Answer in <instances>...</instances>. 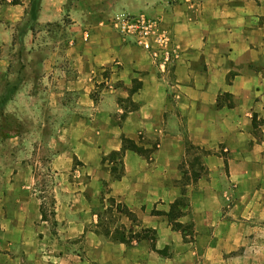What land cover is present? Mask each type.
Listing matches in <instances>:
<instances>
[{
	"label": "crops",
	"instance_id": "1",
	"mask_svg": "<svg viewBox=\"0 0 264 264\" xmlns=\"http://www.w3.org/2000/svg\"><path fill=\"white\" fill-rule=\"evenodd\" d=\"M128 14L162 19L173 65L113 29ZM3 101L0 264H264V0H0ZM124 139L147 155L113 180ZM110 199L137 218L112 232L156 240L103 235Z\"/></svg>",
	"mask_w": 264,
	"mask_h": 264
},
{
	"label": "built area",
	"instance_id": "2",
	"mask_svg": "<svg viewBox=\"0 0 264 264\" xmlns=\"http://www.w3.org/2000/svg\"><path fill=\"white\" fill-rule=\"evenodd\" d=\"M111 25L121 37L133 39L148 52L160 69L165 71L178 60L179 52L172 31L164 26L161 18L128 14L114 18Z\"/></svg>",
	"mask_w": 264,
	"mask_h": 264
},
{
	"label": "trees",
	"instance_id": "3",
	"mask_svg": "<svg viewBox=\"0 0 264 264\" xmlns=\"http://www.w3.org/2000/svg\"><path fill=\"white\" fill-rule=\"evenodd\" d=\"M16 129H18V125L16 126ZM20 133L19 130H16L14 133L11 132L10 129L5 128L2 131V138L7 139L13 136H16ZM127 150H132L135 151L141 155H147V152H145L142 148H140L135 142L130 141L128 139H124V147L123 150L121 152H114L112 153L110 156L104 158L105 162H111L113 163V167L111 169V174H112V179L113 180H120L123 177V158L124 155L126 153ZM106 189H108V185L105 184ZM183 199L177 201V203H175L172 207V211L169 214V220L173 223L176 224L175 222L177 221L178 218H180L183 215V210L184 208H181V204ZM110 205L111 208L108 209V211L111 212L114 209V206H116V210L127 215L128 217L131 218V220H133L134 222L137 221V218L134 217L129 210L120 205L117 204L116 201L114 199H110ZM53 214V213H52ZM46 218V215H45ZM177 228L183 229L182 226H179L178 224L176 225ZM186 229V228H185ZM103 235H105L106 237L110 238L113 242H118V243H125L127 245H131L133 242H140L144 239H150L152 241L156 240V232L153 230H145L142 229L140 232L138 233H134V231L130 230L129 231V236L127 237L126 235V230H119L117 229L116 231L112 232L111 230L108 229H104L101 232ZM165 251L162 252V254H164Z\"/></svg>",
	"mask_w": 264,
	"mask_h": 264
},
{
	"label": "rangeland",
	"instance_id": "4",
	"mask_svg": "<svg viewBox=\"0 0 264 264\" xmlns=\"http://www.w3.org/2000/svg\"><path fill=\"white\" fill-rule=\"evenodd\" d=\"M9 95H10V93H8L7 97H9ZM3 100H5V99H3ZM4 103H5L4 101H3V103L2 102L0 103V133L5 128H8L11 131H14L15 130V127L17 125V121L13 118V116L10 115V114H6L5 113V109L3 107L5 105ZM191 155H192V157H196V159H198V160L195 161L197 163L199 161L198 152H192ZM190 161L193 162L192 159ZM191 163H190V166H194V162H193L192 165H191ZM40 180L43 181V178H41ZM39 186H40V188H41L42 191H46V192L47 191L48 192L51 191V189H50L51 182L50 181L49 182L48 181L41 182V185H39ZM45 187H47V189H45ZM105 191H108V189H106ZM47 202H48V207L50 208L51 201L48 200ZM181 202H182L181 208L186 209L189 206V201L187 199H183ZM109 208H111V205H109ZM114 211H116V206H114V209H113L112 212H111V210H110V212L109 211H105L103 214L100 215V218H101L100 219L101 220L100 221V228H101L100 231L101 232L104 229L110 230L111 227L114 228V226H115V224L117 222V218H118V217H116V218L114 217V215H113V212ZM117 212H119V211H117ZM191 229H192V226H189L186 229L187 232H189L190 237L193 236V232H192ZM119 230H121V229H119ZM114 231H116V230H114ZM126 235H127V237L129 236V231L128 230H126Z\"/></svg>",
	"mask_w": 264,
	"mask_h": 264
}]
</instances>
